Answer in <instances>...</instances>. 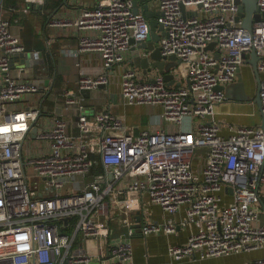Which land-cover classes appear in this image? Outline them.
I'll return each mask as SVG.
<instances>
[{
	"label": "built area",
	"instance_id": "obj_1",
	"mask_svg": "<svg viewBox=\"0 0 264 264\" xmlns=\"http://www.w3.org/2000/svg\"><path fill=\"white\" fill-rule=\"evenodd\" d=\"M157 6L161 54L180 59L173 74L183 83L168 84L160 73L143 79L128 65L130 39L146 40L148 19L133 11L132 0H96L77 16L48 20L50 28L79 29L76 47L64 53H95L102 72L79 74L77 91L61 94L62 110L74 108L75 121L52 114L45 125L38 81L12 74L11 58L29 50L0 14V264H132L129 237L108 241L106 255L82 245L109 239L111 222L126 235L192 227L184 244L169 246L173 261L260 251L241 264H264V127L215 117L227 100L218 86L235 82L243 54L248 59L255 50L264 119V0H257L261 16L251 31L236 21L235 0H157ZM114 74L123 103L160 108L163 124L134 134L111 110L89 112L83 93L108 87ZM32 176L40 180L34 187ZM128 194L137 201L147 195L169 217L154 221L144 209L139 225L132 210L111 217L112 204L121 209L118 198ZM67 225L72 232L63 230Z\"/></svg>",
	"mask_w": 264,
	"mask_h": 264
},
{
	"label": "crops",
	"instance_id": "obj_2",
	"mask_svg": "<svg viewBox=\"0 0 264 264\" xmlns=\"http://www.w3.org/2000/svg\"><path fill=\"white\" fill-rule=\"evenodd\" d=\"M39 1V0H38ZM96 0H69L68 4H62L61 0H42V3L31 2L29 0H2L0 4V14L7 18L13 31L21 38L25 47L29 51H35L37 54L42 53L43 62L39 56L32 57L29 60L31 64L25 65L22 61L13 63L11 66L12 74L19 79H35L38 81L41 88L39 98H44L43 113L40 118V124H48L52 114L65 115L69 121H75L77 111L70 108L69 111L61 108V94L66 90L77 91V76L79 74L97 75L102 72V64L100 58L95 53H81L77 57L68 56L64 51L74 49L77 45L78 34L80 30L73 26L48 27V20L56 16L74 17L79 14L82 8L90 7L95 4ZM147 3L149 15L154 19L157 15V0H145ZM142 9V8H141ZM156 33L161 37L163 34L162 28H156ZM52 38L48 43L47 39ZM133 50L129 49L127 53L128 65L135 67L132 62ZM51 58L50 64L45 62V58ZM245 68L247 75L241 74ZM241 69V76L252 75L254 79L251 84H248L244 79L245 95L253 98L258 92V86L250 64L245 62ZM143 79H152L158 72L152 70L149 73H144L141 68ZM137 70V71H138ZM176 84L183 83L176 76ZM58 86V87H57ZM86 107L89 112H97L101 110H111L115 115L122 117L128 126V131L137 134L140 130L155 129L163 124L160 116V108L146 105H125L122 101L119 91V80L117 74L111 77V82L108 87L100 86L94 90L85 91ZM234 98L233 95H229ZM40 103V102H39ZM242 106H250L253 113L243 112L244 117L253 118L256 124L260 123V115L258 107L254 101H232L220 104L215 115H230L233 108ZM219 119V118H218ZM221 120V119H220ZM225 122V120H221ZM255 125L251 122L248 125ZM244 125V124H240ZM246 125V124H245ZM137 194L120 196L118 199L122 208L111 206V217L124 213V210H132L131 219L136 225L142 221L143 215L139 210H146V216L151 220L162 222L169 215L161 209L160 206L150 203L147 195H142V200L137 201ZM137 207V210H136ZM181 214L176 215L180 218ZM74 227L67 225L63 227L64 231L72 232ZM193 231L192 227H179L172 234H150L143 236L139 228L133 235L128 234L125 227H119L117 223L111 222V232L109 239L87 238L82 240L80 235H76V239L83 242L82 245L94 256L106 255L108 241H119L129 237L132 239L133 245V263L132 264H241L246 260H240V257L247 260L254 259L256 255L253 252L231 254L227 256L213 257L207 259H192L185 258L181 261H173L169 254L168 248L173 244H184ZM262 253V252H259ZM238 256L236 258H232ZM97 259V258H96ZM231 259H236V262H231ZM96 263V260L94 261Z\"/></svg>",
	"mask_w": 264,
	"mask_h": 264
},
{
	"label": "water",
	"instance_id": "obj_3",
	"mask_svg": "<svg viewBox=\"0 0 264 264\" xmlns=\"http://www.w3.org/2000/svg\"><path fill=\"white\" fill-rule=\"evenodd\" d=\"M69 0H61L62 4H68ZM133 2V11L139 12L143 11L144 15L148 19L149 23V35L144 41H136L134 38L130 39V43L132 47L130 49L133 50V58L132 62L137 68H141L144 73H149L152 70H156L158 73L162 74L165 81L168 84L174 83V74L173 70L180 62V59H177L175 55H168L164 56L161 54V48L159 46L160 36L156 33V28L159 27L160 29L162 26L157 22L156 17L154 19L151 18L148 11L147 3L145 0H132ZM238 5V12L236 21H241V25L243 28L251 31L252 23L260 18V14L258 13L257 9V0H235ZM142 8V9H141ZM214 43L208 44L206 49H212ZM145 53V54H144ZM36 55L32 51H28L26 53L15 54L11 58V63H16L22 61L25 65L31 64L28 59L35 57ZM41 59L40 61H44L42 59V53L39 52L37 54ZM218 56V54H216ZM243 58L245 62L250 64L253 74L255 76V80L257 86L259 87V73L257 71V60L258 57L255 53V50H251L249 54V58H247V54H243ZM242 82V76L238 73L237 82L228 86H218L219 89H222L225 93L226 98H230L234 92V98L237 101H254L257 105L258 109L260 108V98L257 94L251 98L245 95V84H239ZM240 86V87H239ZM239 87V88H238ZM238 88V89H237ZM236 90V91H235ZM261 127H264V119H261ZM33 135L36 132V128L33 129ZM63 222H67V218L63 220Z\"/></svg>",
	"mask_w": 264,
	"mask_h": 264
},
{
	"label": "rangeland",
	"instance_id": "obj_4",
	"mask_svg": "<svg viewBox=\"0 0 264 264\" xmlns=\"http://www.w3.org/2000/svg\"><path fill=\"white\" fill-rule=\"evenodd\" d=\"M23 42V41H22ZM241 74H243V75H247V73H245V68H243L242 69V72H241ZM244 79H246V81H247V83L248 84H251V82H253L254 81V79L252 78V75H249L248 77L247 76H244ZM244 79H242V82H243V84H244ZM237 82V80L235 81V82H233V83H231V84H234V83H236ZM242 82H239V84H241L242 85ZM231 84H228V85H231ZM227 85V86H228ZM58 87V86H57ZM240 87V86H239ZM238 87V88H239ZM237 88V89H238ZM236 91V90H235ZM231 95H233L234 96V92L231 94ZM226 99H228V100H232V101H237L236 99H239V98H226ZM243 112H247V113H250V112H252L253 113V110H252V108L250 107V106H242V107H239V108H233V109H231V111H230V115H218L217 117L219 118H217L218 120H225V122H229V123H232V124H236V125H239V124H246V125H248V124H250L251 122H253V123H255L256 124V121L258 120V115L256 116V121H254L255 119H254V116L253 115H250L251 117H253V118H249V117H244L243 115H242V113ZM252 125V124H251ZM198 154V153H197ZM40 183V180H39V178L38 177H35V176H32L31 178H30V180H29V185H30V187H34L35 185H37V184H39ZM260 251H253V253L256 255V257H259V256H261L262 254L261 253H259ZM232 256H234V257H232V258H236V257H238V256H235V255H232ZM240 260H246V261H248L247 260V258H245V257H243V255L240 257ZM231 262H236V259H231L230 260ZM245 262V261H244ZM242 263V262H241Z\"/></svg>",
	"mask_w": 264,
	"mask_h": 264
},
{
	"label": "trees",
	"instance_id": "obj_5",
	"mask_svg": "<svg viewBox=\"0 0 264 264\" xmlns=\"http://www.w3.org/2000/svg\"><path fill=\"white\" fill-rule=\"evenodd\" d=\"M50 60H51V58L49 57V58H47V60H46V58H45V62L49 65L50 64Z\"/></svg>",
	"mask_w": 264,
	"mask_h": 264
}]
</instances>
